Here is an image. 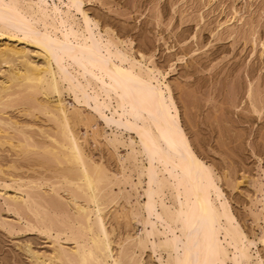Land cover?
Listing matches in <instances>:
<instances>
[{
	"label": "bare ground",
	"instance_id": "obj_1",
	"mask_svg": "<svg viewBox=\"0 0 264 264\" xmlns=\"http://www.w3.org/2000/svg\"><path fill=\"white\" fill-rule=\"evenodd\" d=\"M82 3L83 0H0V36L8 39V44L0 48V65L10 66L6 74L2 69L0 107L27 103L29 110L24 112L28 115L37 112L54 126L53 131L43 133L47 142H36L29 135L31 129L25 132L30 124L24 131L23 127L17 130L16 125L0 120L20 135L19 138L7 135L5 126L7 131H3L0 145L9 144L15 153L26 157L39 155L37 164L43 169L50 164L51 170L47 171L55 174L56 181L50 176L52 181H48L52 182L49 186L53 194L63 191L70 199L62 205L63 209L60 205V211L56 208L57 212L56 198L32 190L43 187L44 177L36 176L41 183L37 178L24 181L27 178L12 177L6 179L11 180L8 184L4 183L6 174L2 176V193L13 189L14 196L6 194L9 207L16 212L22 209L32 212L35 224L40 222L39 227L32 222L34 229L49 235L55 232L57 247L46 261L143 264L142 255L150 250L157 255L158 264H264L258 247V244L264 247V233L256 239L237 220L219 183L220 175L198 155L183 127L179 106L165 74L156 66H149L151 61L142 52L137 57L133 48H128L131 43L126 42L127 47L125 41L106 30L103 32L87 16ZM15 38L20 46L12 42ZM30 46L35 48L33 55L42 61L41 65L28 58ZM64 90L77 104L90 107L112 129L106 137L110 145L127 147L126 155L119 158V177L88 158L76 131L77 126L86 122L78 112L67 109L59 97L53 104L49 101ZM92 123L88 121L87 127ZM3 173L0 169V174ZM133 176L137 177L136 183ZM121 184H128L136 192V199L129 208L126 204L120 210L115 207L112 218L115 224L124 222L126 226L138 221L142 235L123 237L117 242L120 251L116 252L114 230L107 228V218L113 209L109 212L107 207L117 202L116 195L109 193L112 186ZM45 203L54 206L57 214L53 212L50 216L51 207L46 209L49 206H44ZM260 203L264 208V200ZM62 240L71 244L70 250L64 248ZM161 246L168 251L163 252ZM33 258L46 263V257L41 260L39 254L34 253Z\"/></svg>",
	"mask_w": 264,
	"mask_h": 264
},
{
	"label": "rangeland",
	"instance_id": "obj_2",
	"mask_svg": "<svg viewBox=\"0 0 264 264\" xmlns=\"http://www.w3.org/2000/svg\"><path fill=\"white\" fill-rule=\"evenodd\" d=\"M82 8L103 32L106 30L114 38L125 41L127 47L131 43L128 48H133L137 57L142 52L153 63L148 62L149 66H156L165 74L179 106L181 122L195 151L220 175L219 183L221 182L223 192L241 226L259 239L264 233V208L263 202L262 205L260 203L264 200V0H83ZM6 39L5 36H0V48L5 43L8 44ZM12 42L20 46L18 38ZM28 49V56L32 55L31 58L27 56L30 61L41 65L42 61L33 55L35 48L30 46ZM5 64L0 65V71L3 69L6 74L10 66ZM3 72L0 73V80ZM63 92L60 96L51 97L49 101L53 104L60 98L67 109L78 112L82 121H86L82 122L86 126L79 125L76 131L81 135L80 142L88 158H93L94 162L105 166L110 174L116 173V177H119V158L126 155L127 147L115 148L110 145L106 137L111 135L112 129L90 107L77 104L68 91ZM15 104H12L16 106L13 108L0 107V120L16 125L17 130L22 127L24 130L30 124V128L24 131L29 133L31 129L29 135H33L36 142H47L43 133L51 132L54 128L49 119L46 117L47 121L37 112H34L35 115H28L27 103L20 106L19 103ZM88 121L93 122L90 127H87ZM1 125L0 123V137L7 130V135L11 133L15 137L20 136L17 130ZM10 147L9 144L0 145V169L4 171L0 174V182L5 174L4 183L9 182L8 184L11 180L6 179L12 177L27 178L24 181L37 178L35 180L40 183L45 180L41 183L43 187L32 190L46 197L56 198L59 202L54 203L55 208L44 204L49 206L46 209L51 207V211L47 210L50 216L54 215L60 205L63 209L70 199L63 191H59L58 195L51 191L49 183L52 182L48 181H56L53 177L55 174L51 175L47 171L51 170V165L44 166L43 169L38 165L39 155L33 153L26 157L15 153ZM36 176L44 178L38 181ZM132 180L135 183L138 181L136 176ZM0 185H3V181ZM1 186L0 264H40V259L38 261L33 258L34 253L39 254L41 260L44 257L45 261L51 258L57 247L53 239L55 232L49 235L40 232L39 228L34 229L35 225L40 226V222L36 219L38 222L35 224L33 213L28 209L18 210L19 213L12 210L6 199L8 200V194L14 196L13 189H7L6 195L5 191L2 193ZM115 186L117 185H113V189L108 191L111 196L116 195L117 202L116 205L110 204L107 207L109 212L111 208L113 210L108 215L106 225L109 231L114 230L113 247L116 246L115 250L119 252L117 242L128 234L142 235V225L136 220L130 222L129 227L124 222L115 224L111 214L115 207L117 210L123 204L130 207L136 199V192L128 184ZM138 191L142 193L140 187ZM28 225L32 227L31 230ZM62 244L66 250H70V243L62 240ZM258 247L264 257V247L261 244ZM160 248L163 252L168 251L165 246ZM142 256L143 264H158L157 255L152 251L147 250ZM41 264L56 263L47 260Z\"/></svg>",
	"mask_w": 264,
	"mask_h": 264
}]
</instances>
